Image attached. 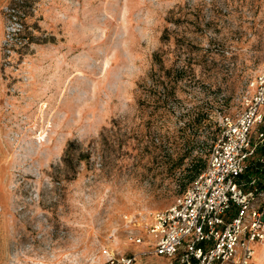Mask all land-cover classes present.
<instances>
[{"label": "rangeland", "instance_id": "374dc122", "mask_svg": "<svg viewBox=\"0 0 264 264\" xmlns=\"http://www.w3.org/2000/svg\"><path fill=\"white\" fill-rule=\"evenodd\" d=\"M263 70L264 0H0V264H167L146 227Z\"/></svg>", "mask_w": 264, "mask_h": 264}, {"label": "built area", "instance_id": "2783aa9c", "mask_svg": "<svg viewBox=\"0 0 264 264\" xmlns=\"http://www.w3.org/2000/svg\"><path fill=\"white\" fill-rule=\"evenodd\" d=\"M243 108L225 123L213 143L207 165L175 202L153 216L146 227L153 254L167 264H254L255 249L264 246V189L259 175L246 183L242 176L256 154L264 131V70L249 82ZM253 186L247 190V186ZM142 236L134 237L138 244ZM148 255L104 249L103 264H138Z\"/></svg>", "mask_w": 264, "mask_h": 264}, {"label": "trees", "instance_id": "16d2710c", "mask_svg": "<svg viewBox=\"0 0 264 264\" xmlns=\"http://www.w3.org/2000/svg\"><path fill=\"white\" fill-rule=\"evenodd\" d=\"M258 151L261 153V154H264V144L263 145H260L258 146ZM256 166V167H255ZM261 165H259V162L256 161V164L254 165H250L248 166V169H247V173L246 174H250L251 172H261L264 170V168L260 167ZM205 168V163L202 159H199L197 160V162L192 166V169L195 170V174L191 177L190 180H194L195 177L197 175H199V173H201V171Z\"/></svg>", "mask_w": 264, "mask_h": 264}, {"label": "bare ground", "instance_id": "6f19581e", "mask_svg": "<svg viewBox=\"0 0 264 264\" xmlns=\"http://www.w3.org/2000/svg\"><path fill=\"white\" fill-rule=\"evenodd\" d=\"M257 251H258V246L256 247V249H255V258H254V260L256 259V255H257V261H258V264H261V263H263V259H262V257L259 255V253L257 254ZM257 264V263H256Z\"/></svg>", "mask_w": 264, "mask_h": 264}]
</instances>
